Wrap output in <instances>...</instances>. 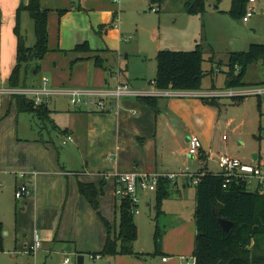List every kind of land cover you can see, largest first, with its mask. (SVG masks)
Masks as SVG:
<instances>
[{"label": "rangeland", "instance_id": "rangeland-1", "mask_svg": "<svg viewBox=\"0 0 264 264\" xmlns=\"http://www.w3.org/2000/svg\"><path fill=\"white\" fill-rule=\"evenodd\" d=\"M27 2L28 0H19L16 6L12 1L9 5L0 4L2 87L10 85L15 65L12 61L17 49L16 28L19 26L27 45L34 46L37 41L33 17L26 10L18 14L21 3ZM183 3L184 0H123L117 4L113 0H101V9H79L80 0H75L76 9L69 11V8H64L62 22H57L58 33L55 38L59 40L60 25L63 28V43L70 41L67 36L76 34L79 39H83L82 44L86 43L87 46L76 49L78 44H74L75 51H49L42 61V68L34 72V75L28 73V80L23 73L21 79L28 83L32 80L37 86L48 79L52 88H90L98 85L97 75L103 78L111 69L118 67L119 61L123 68L128 66L134 71L143 68L149 78H155L159 45L165 49L193 50L200 43L203 48L204 45L208 48L204 50L202 62V88L224 86L229 69L228 61L220 62L224 55L229 51H247L252 43L264 44V0H247L240 14L232 11L233 0H206V8L202 13L188 12ZM67 5L69 6L66 7H71L72 1L68 0ZM115 9H119L117 13ZM245 15L248 16V21L244 20ZM117 16L121 20L123 34L133 36L130 41H120V29L115 25ZM180 31L185 36L184 42H170ZM196 33L199 35L198 40H194ZM114 51L122 52L120 60L118 56H107V53ZM99 52L106 56L103 64L96 62ZM78 55L84 58L75 60ZM250 67L245 79L264 76V64L257 62ZM246 97H243L245 105L232 98H220L221 104H217L218 112L222 110L223 126L212 143L211 152L214 154L211 166L214 169L218 167L221 153L238 155L248 162H256L253 155L258 153L260 160L257 161L264 164V104L259 108L257 96ZM14 98L11 94H0V222H3L7 232L4 249L0 250V264H60L66 254L71 258L69 264H152L161 258L155 245L157 226L163 232L161 249L167 244L180 247L182 242H195V184L190 183L186 192L181 187L183 196L177 195L176 191L171 197H163L160 210L157 208V190L139 189V201L136 205L139 213H134V219L139 229L135 249L141 256L130 257L118 253L115 261L110 262V255L102 253L107 237L102 216L119 229L121 198L115 194V161L106 159L107 156L100 150L92 153L98 162H105L107 165L89 169V172L100 171L108 180L105 189L98 190L99 208H95L80 190L74 194L70 188L69 195L67 183L63 191H58L51 182L58 177L50 168H45L47 172L37 168L39 175L47 178L45 187L49 188L48 193L44 191L37 195L39 208H36V201L34 203L29 198L32 194L17 198L16 185L21 186L24 178H17L15 172L27 170L38 156L39 147L30 137L39 138L42 135L49 141L54 140V156H59L60 159L57 170H62L65 177L75 169L77 160L82 163L85 158L76 141L64 144L63 136L57 137L53 119L44 121L36 112L19 111ZM255 103L258 110L253 111L252 118L250 107ZM51 106L53 118H57V121L60 118L61 123L68 120V110L64 109H76L65 95H54ZM259 109L263 113L261 117ZM226 120H231L229 126L224 124ZM234 128L235 132H232ZM224 134L228 136L227 139H224ZM190 171L195 172V168ZM40 195L42 200H39ZM183 220L187 223L181 225ZM36 233L42 239V246L34 254L30 248ZM95 253H102V257L95 258ZM81 256H84L82 263Z\"/></svg>", "mask_w": 264, "mask_h": 264}, {"label": "crops", "instance_id": "crops-1", "mask_svg": "<svg viewBox=\"0 0 264 264\" xmlns=\"http://www.w3.org/2000/svg\"><path fill=\"white\" fill-rule=\"evenodd\" d=\"M11 1L14 3V6H16L19 2V0H0V4L3 6H5V4L9 5ZM41 1L42 6L49 9L48 29L50 51H75L76 49H73L74 44L80 45L83 41V39H79L76 34L67 36L70 41H68V43H63V28L59 25V40L55 38L56 33H58L57 22L58 24L62 22L61 17L64 13H60V10H63L64 8H69V11L76 9L75 0H71V7H66L69 6L67 5L68 0ZM47 1H49V3ZM113 2L115 1L113 0ZM121 2L115 3L119 4ZM85 8L101 9V0H80L79 9ZM118 10L119 9H115V12L117 13ZM118 28L120 29L121 42L130 41L133 38V36L131 35L128 37L123 34V32L121 31V22ZM67 31H69V29H67ZM198 38L199 35L196 33L194 40H198ZM184 40L185 36L182 31H180L175 39L170 42L182 44ZM202 41L205 42V39H203ZM160 48L165 49L162 48L161 45H159L158 52L161 50ZM206 48L207 47L204 45V50H206ZM1 49H3V42L1 43ZM231 52L233 51H229L226 55H224V58L221 59L220 62H223L224 60L228 61ZM108 55L114 58L118 56L120 60L122 52L114 51L107 53V56ZM96 56L100 59L101 64H103L106 56L102 55L100 52ZM44 58L42 59V61L44 60ZM82 58H84L82 55H78L76 56L75 60ZM16 60L17 49L16 56L13 58L12 62L16 64ZM118 64L119 65L116 69H111L110 72L106 73L103 78L97 75L96 83L98 85L92 86L91 88L114 86L116 84V80L113 78V73L117 69H120L121 79L129 83L130 86L138 92L142 93L158 88L156 86L155 78H149V75H146V72L143 70V68L134 71L130 70L128 66H126V68H123L121 66V61H119ZM244 81L247 84H260L264 83V76H253L251 80H247L244 78ZM9 87L12 86L9 85L7 87H2L0 85V89ZM221 87H225V85H214L212 88L207 87L205 89L202 88L194 90L201 91ZM1 93L11 94L10 92H0V94ZM13 97H15L14 99L16 100V105L18 108L17 97L15 95H13ZM242 98L232 99L241 101V103L243 102L242 104L245 105V98ZM69 103L71 104L70 101ZM155 103L156 108L140 99L139 96L131 95L122 97L120 99H109V103L105 110H87L85 108L79 107H75L76 109L70 110L69 108H67L64 110H68V120H65L62 123L60 122V118L58 121L57 118L56 120L53 118V106H50L52 110V112L50 113V119L54 120L55 128L57 130V137H62L66 134H72L75 138L73 142H77L76 144L83 151L85 160H83L82 163L77 160L75 162V169L72 172H69V174H67V177H65L66 174L62 173V170H57L58 167H60V159L59 156H54L56 152L55 148H53L54 140L51 139V141H49L41 135L39 138L30 137L33 142H36L39 148L37 150L38 156L35 158L33 163L29 164L27 170H37V168H41L43 169L42 172H47L45 171V168H50V170L55 172L58 177V179L54 178V180H52L51 182L58 188V191H63L64 185L67 183V186L69 188V195H71L70 188L72 190V193L74 194H77V192L80 190L79 181L93 182L98 187V190L105 189L106 184L108 183L105 175L103 176L101 173H99L100 171L89 172L90 167L99 169L107 165L105 164V162H98L96 160L94 153H92L95 150L102 151L104 156H107L105 157L106 159L109 158L111 161H115L116 172L119 173L134 171H179L181 169L193 170L194 168L195 172H220L221 167L219 165V162H217V169H214L211 166L213 156L212 154H214L213 152H211L212 143L216 133H220L223 126L221 125L222 110H219L218 112L217 106L218 103L219 105L221 104L220 98H207L197 95L158 96ZM255 109L258 110L256 103L252 104L250 107L252 118L254 116L253 111H256ZM261 116L262 114L260 111V117ZM224 124L226 126H229L231 124V120H226ZM232 132H235V128L232 130ZM195 133L199 135L202 143L201 155L197 157L191 156L188 152L189 139L191 135ZM54 157H56L55 160H53ZM253 157L254 160H260L258 153H254ZM37 171V175L29 173L26 177H23V182H31L33 191L31 193L32 197L29 198L32 199V202L34 203L36 201V208H39L40 202H37V195L39 196V193L44 191L48 193L49 188L45 187V180L47 178H45L43 175H39V170ZM19 172L20 171L15 172L17 178L19 177ZM62 179L65 180V183ZM55 181L57 182V184H55ZM113 181L115 183L114 178ZM190 183L191 182L187 178H180L176 182L163 181L160 183L158 189L163 186L164 189L169 190L171 192V195L169 197L173 196L176 191H178L177 195L183 196V193L188 190ZM17 187L18 185H16V189ZM181 187L184 188V192H182ZM42 199L43 197L40 195L39 200ZM110 223L112 224L114 232H118L119 229H117V227L113 225L111 221ZM180 223L181 225H183L187 223V221L183 220ZM195 233L197 234V227ZM194 249L195 242L193 240H190L186 243L182 242L180 247H173L167 244L164 249H161V258L157 260V262L152 264H180L179 255L193 254ZM135 251L138 252L136 249ZM116 255H110L109 261L114 262L116 259ZM124 255L132 257L131 255L135 254ZM140 256L141 255H139L138 257ZM164 256H170V258L168 260H164ZM80 261L81 263L84 262V256L80 257ZM132 263L137 264L135 262Z\"/></svg>", "mask_w": 264, "mask_h": 264}, {"label": "trees", "instance_id": "trees-1", "mask_svg": "<svg viewBox=\"0 0 264 264\" xmlns=\"http://www.w3.org/2000/svg\"><path fill=\"white\" fill-rule=\"evenodd\" d=\"M154 1V0H153ZM160 1V0H157ZM247 0H233L232 11L242 13ZM184 7L191 13H202L206 0H185ZM26 10L35 20L37 41L34 46L26 43V37L19 26L17 35V60L10 77L12 87H34L28 83L27 74L38 72L41 61L50 51L48 17L49 9L42 6L41 0H28L21 3L18 14ZM60 10V13H63ZM198 44L193 50L161 49L157 54V73L155 77L158 88L201 89L204 68V48ZM87 46L80 44L76 49ZM97 63L100 59L96 58ZM257 62L264 64V44L252 43L247 51H233L228 58L225 87L248 85L244 78L249 67ZM26 81H22V74ZM39 86V85H38ZM18 110L36 112L43 120L50 119L51 108L36 106L34 100L22 94H16ZM140 99L156 108L153 95H139ZM262 102L259 99V107ZM261 114H263L261 112ZM201 172V171H200ZM79 188L95 208H99L98 187L93 182L79 181ZM197 188L196 225L194 254L196 264H264V195L248 189L245 182L233 180L226 187L224 177L212 171L203 173ZM161 186L157 190L158 204L171 192ZM220 218L233 221L230 230H226ZM107 228V238L102 253L105 255L135 254L134 242L138 239L139 230L134 219L133 206L130 200H122L120 205L119 231L114 232L110 221L102 216ZM5 228L0 222V250L4 249ZM163 232L157 226L155 233L156 252L161 253Z\"/></svg>", "mask_w": 264, "mask_h": 264}, {"label": "built area", "instance_id": "built-area-1", "mask_svg": "<svg viewBox=\"0 0 264 264\" xmlns=\"http://www.w3.org/2000/svg\"><path fill=\"white\" fill-rule=\"evenodd\" d=\"M115 2H121L122 0H114ZM254 10V8H251ZM153 10H158L153 8ZM249 18L244 16V20ZM116 26H119L121 20L117 16ZM113 78L116 80L114 86L100 87V88H52L49 86V80L46 79L43 84L34 87H9L2 88L0 92H10L13 95L22 94L28 96L34 100L36 106H48L53 104L54 95H67L72 105L79 108H85L87 110H105L109 103V99H120L125 96L131 95H153V96H202L207 98H242L245 96L255 95L262 104H264V83L260 84H248L245 86L237 87H221L208 90H194V89H174V88H157L147 92H138L134 90L129 83L121 79L120 69H117L113 73ZM224 139L228 136L225 134ZM75 138L72 134H66L63 136L62 142L64 144L74 141ZM201 139L199 135L192 134L189 139L188 152L191 156L197 157L201 155ZM221 171L220 174L224 177V186L226 187L233 180H241L246 183L248 189L259 192L264 195V164L260 161L248 162L238 155L230 153L219 154L218 159ZM29 173L34 175L38 174L36 169L25 170L19 172L20 177H26ZM202 172H193L188 169H181L179 171H134L126 173H115V194L116 197H120L122 200H130L133 206L134 213H139L136 208L138 205L139 189L142 190H157L160 183L163 181L176 182L180 178H187L191 183L197 185L200 182ZM31 182H24L16 189V197L21 198L25 195L32 193ZM42 246V239L36 233L34 243L30 248V251L34 254ZM95 258L102 257V253L93 254ZM170 256H164V260H168ZM180 264H196L197 257L193 254H181L179 255ZM71 258L67 255L60 264H69Z\"/></svg>", "mask_w": 264, "mask_h": 264}, {"label": "water", "instance_id": "water-1", "mask_svg": "<svg viewBox=\"0 0 264 264\" xmlns=\"http://www.w3.org/2000/svg\"><path fill=\"white\" fill-rule=\"evenodd\" d=\"M220 221L227 231L230 230L234 224L232 220L226 218H220ZM4 233L6 234L7 232L4 231Z\"/></svg>", "mask_w": 264, "mask_h": 264}]
</instances>
